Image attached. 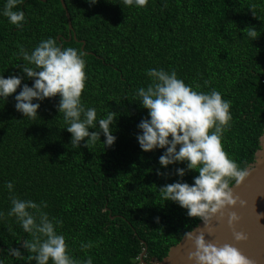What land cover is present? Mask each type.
I'll return each instance as SVG.
<instances>
[{
    "label": "trees",
    "instance_id": "1",
    "mask_svg": "<svg viewBox=\"0 0 264 264\" xmlns=\"http://www.w3.org/2000/svg\"><path fill=\"white\" fill-rule=\"evenodd\" d=\"M64 3L75 33L69 40L60 0H23L16 6L25 14L22 27L0 15V74L19 73L16 66L26 63L19 47L31 51L49 37L62 48L82 51L87 79L81 100L96 108L97 119L117 113L110 126L116 140L105 147L101 134V142L88 147L83 141L78 147L71 143L55 107L58 95L41 101L33 118L14 108L15 93L0 99V259L35 264L26 259L34 254L20 248L31 234L7 215L11 194L6 182L12 181L16 196L46 202L42 210L62 221L56 230L64 234L74 258L141 264L146 248L144 260L158 264L201 218L187 216L186 209L159 191L181 179L175 169L185 163L163 168L158 162L163 149H140L137 124L147 118V109L139 104L137 89L149 82L147 69L164 68L175 70L196 91H219L231 101L232 117L221 142L245 171L264 128V0H148L142 8L124 0ZM250 27L256 29L253 40ZM25 83L31 86L32 80L22 79ZM157 169L166 175H157ZM195 175L186 170L182 180L191 184ZM227 179L230 186L237 178ZM89 243L90 248L81 249ZM13 247L24 258L11 256Z\"/></svg>",
    "mask_w": 264,
    "mask_h": 264
},
{
    "label": "clouds",
    "instance_id": "2",
    "mask_svg": "<svg viewBox=\"0 0 264 264\" xmlns=\"http://www.w3.org/2000/svg\"><path fill=\"white\" fill-rule=\"evenodd\" d=\"M88 2L95 4L97 0ZM21 3L23 0H5L0 9V15L17 27H22L25 21L23 10L16 8ZM124 3L142 8L148 0H124ZM247 34L252 40L257 37L256 29L252 27ZM18 55L26 63L16 66L20 69L17 74L7 77L0 74V99L6 101L15 93L14 108L23 117L33 118L38 115L41 101L58 95L59 102L55 107L63 114L67 125L64 129L71 134V143L78 147L83 141L88 147L90 143L100 141L101 134L105 147L114 143L116 136L110 126L117 113L109 111L103 118L97 119L96 108L86 107L81 100L87 79L82 51L73 47L62 48L54 38L49 37L40 40L31 51L20 46ZM146 75L149 82L146 87L138 88L136 93L141 107L147 109V118H142L137 124L138 145L143 151L163 149L158 157L163 168L173 163H185L184 168L175 169L181 179L160 186L159 191L165 200L186 209L187 216L199 217L206 223L225 206H233L237 202L227 178L236 177L239 182L247 175L229 158L221 142L223 132L231 126V101L224 99L216 89L196 91L179 78L175 70L149 68ZM24 78L32 80L31 86L21 84ZM18 87L19 92L16 91ZM186 170L198 173L191 184L182 180ZM157 175L166 173L157 169ZM6 187L11 194L7 215L14 216L32 237L20 243V248L34 254L26 258L28 262L49 264L51 260V264H92L91 257L80 261L69 253L64 234L56 230L62 221L49 218V214L42 210L47 207L46 202L19 198L13 193L12 181H7ZM244 203L241 201V205ZM3 217L4 213L0 212V219ZM238 220L235 212L229 213V226ZM185 235L194 245V250L188 255L189 261H194V264H252L232 244L208 242L203 232L195 236L192 233ZM233 237L236 241L247 238L239 231H234ZM91 246L90 243L81 244V249ZM20 248H10V255L24 258ZM0 264H4L3 259H0Z\"/></svg>",
    "mask_w": 264,
    "mask_h": 264
},
{
    "label": "water",
    "instance_id": "3",
    "mask_svg": "<svg viewBox=\"0 0 264 264\" xmlns=\"http://www.w3.org/2000/svg\"><path fill=\"white\" fill-rule=\"evenodd\" d=\"M60 2L68 19L69 40L72 35L75 37V33L67 6L64 0H60ZM245 171L247 175L242 180L237 182L236 179L229 186L233 196L237 199L236 204L225 206L221 212L213 215L206 223L200 219L197 225L186 233H192L195 236L203 232L206 241L216 245L232 244L252 264H264V128L259 137V149L255 151L254 160ZM241 201L245 203L241 205ZM230 212H235L239 217V220L235 221L232 226L228 224ZM234 231L245 233L247 238L236 241L233 237ZM185 234L169 248L166 256L158 264H194V261L188 259L189 253L194 250V245L191 240L186 238ZM145 254L146 248L140 253L141 264H148L144 260Z\"/></svg>",
    "mask_w": 264,
    "mask_h": 264
}]
</instances>
